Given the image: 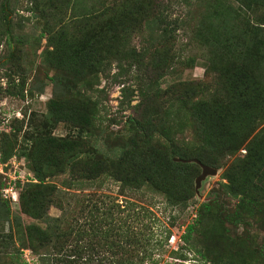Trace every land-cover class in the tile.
<instances>
[{"label": "trees", "instance_id": "1", "mask_svg": "<svg viewBox=\"0 0 264 264\" xmlns=\"http://www.w3.org/2000/svg\"><path fill=\"white\" fill-rule=\"evenodd\" d=\"M70 2L49 0L43 8L45 56L54 72L50 78L54 96L43 129L34 128V139L27 147L38 182H30L20 194L22 212L45 226H21L17 221L19 246L9 253L10 260L31 264L24 253L28 249L36 264H160L152 250L163 247V240L148 233L153 220L145 221L151 210L135 203L116 204L110 196L78 200L47 178L67 173L76 180L106 177L120 183L123 192L147 184L172 206L186 209L196 195L194 173L200 166L175 158L196 157L214 166L233 157L223 173L227 182L221 186L237 199L233 211L222 208L216 198L199 204L181 239L195 249L196 233L215 246V258L200 251L211 264H233L225 252L234 249L240 264H264V246L251 247L246 239L229 235L227 225L257 221L264 227V0H216L197 29L198 42L209 50L207 72L214 80L181 83L170 89H163L160 81L171 69L181 27L178 20L170 19V3L113 0L83 16L81 27L72 32L57 13ZM14 13L13 0H0V49L3 43L10 48L8 54L0 55V72L20 49ZM147 29L151 31L148 43L133 45L132 35ZM184 61L188 66L193 62ZM114 62L119 69L116 79L124 84L123 95L133 89L126 85L129 74L138 84L139 108H146L140 118L131 116L130 134L108 135V145L121 150L117 158L104 157L94 147L92 137L99 132L90 113L91 102L80 89L92 87L91 79ZM165 98L186 105L198 146L190 149V143L177 140L164 125L165 114L157 107ZM59 123L67 124L72 132L61 138L47 131L46 127ZM12 133L3 136L14 142L12 137L16 140L18 135ZM12 151V144L5 145L3 161ZM77 201L82 218L73 207ZM52 206L61 211L60 216L50 214ZM171 233L168 229L166 240ZM12 238L13 234L3 238L0 254H8L6 241Z\"/></svg>", "mask_w": 264, "mask_h": 264}, {"label": "rangeland", "instance_id": "2", "mask_svg": "<svg viewBox=\"0 0 264 264\" xmlns=\"http://www.w3.org/2000/svg\"><path fill=\"white\" fill-rule=\"evenodd\" d=\"M49 0H13L14 27L15 33L21 41L18 43L20 49L12 63L5 65L0 72V242L4 237L13 234L12 239L6 242L5 251L8 254H0V264H14L10 260L11 252L16 251L19 246L16 222L21 226L32 223L45 224L26 213H23L20 205V194L30 182H38L35 179L30 161L27 156V147L34 139V128L42 127L46 123L45 116L49 109V103L54 96V87L51 81L53 70L46 61L47 38L44 29L47 18L43 8ZM113 0H71L70 4L61 5L57 10L58 19H61L63 25L72 32L77 31L86 14L97 12L105 4ZM170 3L169 12L171 20H178L181 24L177 34L179 35L172 55L175 57L170 63L169 73L160 81L163 89H170L174 85L191 81H211L214 78L207 72L209 50L203 46L197 39V29L203 23L204 18L210 15V8L216 0H164ZM151 38L150 30H143V33L132 35L131 43L133 45L143 46ZM10 48L6 43L1 45L0 55L8 54ZM184 60H193L191 65H186ZM119 73L116 62L105 73L91 79L92 87L80 88L82 93L91 103V115H94V126L99 134L93 135L92 142L100 155L104 157H118L121 150L112 148L107 143L109 134H125L131 132L130 118H140L146 108H139L140 93L137 82L133 77H125L128 81L126 85L131 86L128 95H123L124 84L119 83L116 75ZM127 74V73H126ZM97 103V104H96ZM165 115L164 125L172 129L173 137L185 143H190L189 147L194 148L198 143V135L195 132L191 122V115L185 104L165 98L159 103ZM157 106V105H156ZM93 119V120H94ZM47 131H52L55 136L64 138L70 134L71 128L65 123L49 125ZM16 133L17 139L10 142L3 136L5 133L13 135ZM13 145L11 159L3 161L5 145ZM198 146V145H197ZM245 150L243 149L242 152ZM17 157V165L11 160ZM185 160H198L200 163L210 167L202 176L203 166L195 161L200 167L194 173L196 195L191 204L186 209L172 206L164 195L153 189L149 185H144L139 189L121 190L120 183L110 178L103 180L90 181L86 179L76 180L73 175L67 173L48 177L47 182L58 185L60 189L66 190L70 196L88 200L91 197L110 196L116 204L129 205L135 203L136 207H144L151 210L150 219L145 221L151 229L148 233L154 239L163 240V247L152 250L156 259H161L160 264H211L206 261L200 253L205 252L211 258H215L217 252L215 246L209 242L203 241L198 234H193L195 249L187 245L181 239L185 233L187 225L196 217V208L203 202L210 201L213 198L222 202V208L233 211L237 199L232 197L222 189L223 183L227 180L223 178L225 169L233 162V157H226L220 165H210L199 158H183ZM17 170V172H16ZM16 172V174H15ZM19 172V173H18ZM22 172V173H21ZM29 177L32 181H23L20 179L17 184L14 178L17 175ZM19 178V177H18ZM24 178V179H25ZM15 186L13 193L6 192L4 189ZM7 184V186H5ZM4 187V188H3ZM16 194L17 198L12 196ZM87 203L83 200L82 203ZM77 206V207H76ZM81 217L78 201L73 206ZM9 210V214H8ZM52 216H60L61 211L52 206L50 208ZM82 218V217H81ZM251 224L229 227V235L236 238L246 239L249 246L260 248L264 246V227L261 222L251 221ZM212 226V225H210ZM207 228V231L210 229ZM168 229L171 235L166 240ZM209 235H211L209 233ZM209 247V249H208ZM210 250V251H208ZM26 258L31 264H36L34 256L30 250L24 251ZM215 253V254H214ZM217 256V255H216ZM225 256L233 259V264H240L239 256L235 249L225 252Z\"/></svg>", "mask_w": 264, "mask_h": 264}, {"label": "built area", "instance_id": "3", "mask_svg": "<svg viewBox=\"0 0 264 264\" xmlns=\"http://www.w3.org/2000/svg\"><path fill=\"white\" fill-rule=\"evenodd\" d=\"M11 162L14 164V165H17V157H14L12 160H11ZM16 172H17V170H16ZM16 172H15V174H16ZM19 173V172H18ZM22 173V172H21ZM19 177V178H18ZM12 178H14V180H16V179H22V180H26L27 178H25V176H22L21 174L20 175H17L16 176V178L15 177H12ZM25 178V179H24ZM14 184H16V183H14ZM14 184H12V181L10 182V184H9V188L8 187H6L4 190L6 191V192H9V191H11L12 193H13V191H14V187L16 186H10V185H14ZM12 198L13 199H16L17 198V196H16V194H14L13 196H12Z\"/></svg>", "mask_w": 264, "mask_h": 264}, {"label": "water", "instance_id": "4", "mask_svg": "<svg viewBox=\"0 0 264 264\" xmlns=\"http://www.w3.org/2000/svg\"><path fill=\"white\" fill-rule=\"evenodd\" d=\"M175 160L176 161H183V162H188V161H195V162H198V163H200L198 160H196V159H194V160H185V159H181V158H175ZM202 166H203V170H204V172H203V174H202V176L205 174V172L206 171H208L209 169H210V167L209 166H207V165H204V164H202V163H200Z\"/></svg>", "mask_w": 264, "mask_h": 264}]
</instances>
